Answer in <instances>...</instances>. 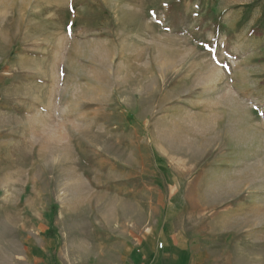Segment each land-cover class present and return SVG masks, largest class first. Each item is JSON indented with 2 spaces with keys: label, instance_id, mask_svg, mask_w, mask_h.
I'll return each mask as SVG.
<instances>
[{
  "label": "rangeland",
  "instance_id": "1",
  "mask_svg": "<svg viewBox=\"0 0 264 264\" xmlns=\"http://www.w3.org/2000/svg\"><path fill=\"white\" fill-rule=\"evenodd\" d=\"M5 252L264 264V0H0Z\"/></svg>",
  "mask_w": 264,
  "mask_h": 264
},
{
  "label": "crops",
  "instance_id": "2",
  "mask_svg": "<svg viewBox=\"0 0 264 264\" xmlns=\"http://www.w3.org/2000/svg\"><path fill=\"white\" fill-rule=\"evenodd\" d=\"M5 256H6L5 259H6L7 264H12L14 262V259L12 258V254H8L5 252ZM150 264H162V262H161V259L156 258V259L152 260L150 262Z\"/></svg>",
  "mask_w": 264,
  "mask_h": 264
}]
</instances>
